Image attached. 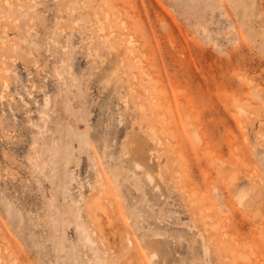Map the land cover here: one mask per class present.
I'll return each mask as SVG.
<instances>
[{
  "label": "rangeland",
  "instance_id": "rangeland-1",
  "mask_svg": "<svg viewBox=\"0 0 264 264\" xmlns=\"http://www.w3.org/2000/svg\"><path fill=\"white\" fill-rule=\"evenodd\" d=\"M0 264H264V0H0Z\"/></svg>",
  "mask_w": 264,
  "mask_h": 264
}]
</instances>
